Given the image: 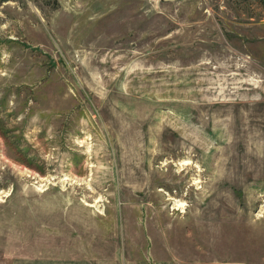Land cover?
Here are the masks:
<instances>
[{
	"label": "rangeland",
	"instance_id": "rangeland-1",
	"mask_svg": "<svg viewBox=\"0 0 264 264\" xmlns=\"http://www.w3.org/2000/svg\"><path fill=\"white\" fill-rule=\"evenodd\" d=\"M0 264H264V0H0Z\"/></svg>",
	"mask_w": 264,
	"mask_h": 264
},
{
	"label": "bare ground",
	"instance_id": "bare-ground-1",
	"mask_svg": "<svg viewBox=\"0 0 264 264\" xmlns=\"http://www.w3.org/2000/svg\"><path fill=\"white\" fill-rule=\"evenodd\" d=\"M179 203V202H178ZM178 205H181V204H178Z\"/></svg>",
	"mask_w": 264,
	"mask_h": 264
}]
</instances>
